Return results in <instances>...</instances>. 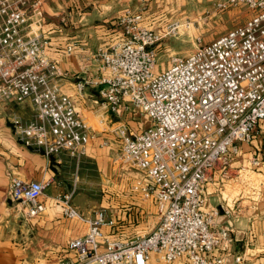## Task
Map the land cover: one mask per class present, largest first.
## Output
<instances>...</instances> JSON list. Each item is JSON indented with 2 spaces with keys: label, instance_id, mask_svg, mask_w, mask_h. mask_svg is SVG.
<instances>
[{
  "label": "built area",
  "instance_id": "built-area-1",
  "mask_svg": "<svg viewBox=\"0 0 264 264\" xmlns=\"http://www.w3.org/2000/svg\"><path fill=\"white\" fill-rule=\"evenodd\" d=\"M242 4L254 11L248 20L187 54H172L160 72L159 45L191 29L192 21L172 19L161 35L145 23L141 10L126 8L118 19L121 37L96 49L100 74L79 80L77 89L97 87L111 111L134 108L148 117L139 133L126 124L111 132L120 139L122 162L143 173L132 190L154 201L158 222L147 234L113 238L104 227L116 221L103 208L83 213L73 204L75 185L56 200L66 217L87 223L88 230L69 241L59 264H170L182 257L190 264H223L216 250L231 232L217 229V219L232 216L235 203L264 188L260 159L232 164L239 143L250 141L264 120V0L216 5ZM42 6L43 0H0V104L31 105L29 120L9 116L22 146L49 160L60 162L64 155L80 160L98 133L62 89L66 72L48 54ZM78 44L71 42L65 53ZM49 183L14 176L10 199L17 211L28 218L44 213L47 206L39 198ZM209 193L219 196L220 207L206 208Z\"/></svg>",
  "mask_w": 264,
  "mask_h": 264
},
{
  "label": "crops",
  "instance_id": "crops-1",
  "mask_svg": "<svg viewBox=\"0 0 264 264\" xmlns=\"http://www.w3.org/2000/svg\"><path fill=\"white\" fill-rule=\"evenodd\" d=\"M194 1L203 10L196 17L183 15L180 18L193 22V27L183 30L181 36L190 37L194 49L243 24L254 14L252 9L243 4L218 8L216 4L223 0H179L178 5L190 8L191 3L195 6ZM177 2L43 0L44 32L50 40L48 54L66 72L62 89L75 99L77 111L98 136L86 146V154L80 160L69 155H64L60 162L49 160L43 154L22 146L9 120L12 113L29 120L33 114L31 105L16 102L0 104V264H18V257L25 256L31 245L32 252L41 255V259L44 257L42 255L58 252L57 249L62 246L67 251L71 239L86 234L87 223L66 217L63 206L56 200L59 194L70 191L75 185V205L81 212L89 213L93 208H103L109 217L115 219V227H104L113 238H130L131 223L140 226L146 206L140 193L132 190V185L143 174L132 165L119 163L120 139L109 131L110 125L109 129L102 125L95 126L98 118V124H102L101 120L111 123L122 109L113 112L103 105L97 87L87 86L82 93L79 92L77 82L100 74L102 60L95 57L94 53L99 46H109L121 37L118 19L126 8L141 10L145 23L162 35L172 18H161L163 15L159 13L174 10ZM168 38H164L162 43ZM71 42L79 44L71 54H66V47ZM109 116L112 117L110 120ZM120 124H126L133 132L138 129L131 121L113 122L111 128ZM103 141L108 144L104 145ZM253 158L261 160L260 170L264 172V120L258 123L250 141L239 143V153L234 156L232 164L235 167L250 165ZM14 176L28 181H50L39 198L47 206L44 213L28 218L22 211H17L10 199V184ZM104 191L113 194L111 201L102 195ZM97 196L103 197L100 203L96 200ZM218 206L219 196L207 194L206 208ZM217 224V229L226 228L231 232V239L216 250L224 258L223 264H237V257H242L239 264H264V188L258 196L241 198L234 204L232 216L222 214ZM151 264L166 263L153 260ZM170 264L190 263L182 257Z\"/></svg>",
  "mask_w": 264,
  "mask_h": 264
},
{
  "label": "rangeland",
  "instance_id": "rangeland-1",
  "mask_svg": "<svg viewBox=\"0 0 264 264\" xmlns=\"http://www.w3.org/2000/svg\"><path fill=\"white\" fill-rule=\"evenodd\" d=\"M183 3V1H182ZM195 3V6L197 8H199L197 10V8L193 5V3L190 4V8L185 7V6H181L178 5L179 0L177 2V7H174V10L172 11H168V12H160L159 15H163L161 16V18H181L183 17V15H189L191 17H196V15H198L199 12H201L203 10V8L199 7L196 4L199 3ZM174 4V3H172ZM183 5V4H182ZM208 14L205 13L204 15ZM202 15V18L204 19L205 16ZM191 21V20H190ZM193 27V26H192ZM183 33V31H182ZM181 33V34H182ZM178 35L176 37H170V39H166L162 44L159 45L158 47V55H159V66H158V72L162 71L163 69H166L169 65V61H170V56L173 54V52H179L178 54H187L189 52H191L194 49V45H193V40L186 36V35H182L181 36ZM103 109V108H102ZM106 108H104L103 110H105ZM117 116H114L113 118L109 116V120L112 118V122H105L104 121V125L102 124H98L99 122V118L97 119V122L95 123L96 127H101L105 126L109 129V125H110V129L113 130L111 128V125L113 124V122L115 123L116 121H120L121 123H125L127 121H131V123L133 124V126H136V128H138L137 130H142L143 128H146L147 125L149 124V119L148 117L142 113L140 110L138 109H132V110H122V112H118ZM109 130V131H111ZM136 129L134 130V132H138ZM119 159V163L120 164H125L124 162H122L120 154L118 156ZM142 173V172H141ZM143 174V173H142ZM77 177V176H75ZM107 190V189H106ZM102 195H106V199L108 201H111L113 199V194L108 191V194L106 193V191H104L102 193ZM75 196V194H74ZM103 197L102 196H97L96 200L100 203L102 201ZM143 202H145V206H146V214L144 216V218L140 221V226L137 227V223H131L130 225V229H129V235L130 237L138 235V234H147L149 232H151V230L154 228V226L157 224L158 222V213H157V208L155 206L154 201L152 200H144L142 199ZM73 204L75 203V197H73ZM31 248H33V245H31ZM31 248H29L27 250V253L25 256L23 257H18L19 261L18 264H58L60 262V260H62L63 258H65L68 255V252L65 251V246H62L61 248H58V252H55L49 255H42L44 256L41 259V255L32 252Z\"/></svg>",
  "mask_w": 264,
  "mask_h": 264
}]
</instances>
